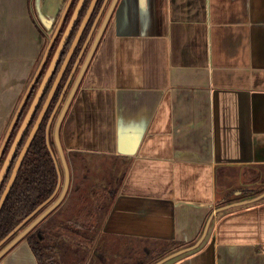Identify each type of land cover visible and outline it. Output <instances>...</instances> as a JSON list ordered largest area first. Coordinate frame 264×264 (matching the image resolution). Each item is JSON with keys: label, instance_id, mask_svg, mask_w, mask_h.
<instances>
[{"label": "crops", "instance_id": "obj_1", "mask_svg": "<svg viewBox=\"0 0 264 264\" xmlns=\"http://www.w3.org/2000/svg\"><path fill=\"white\" fill-rule=\"evenodd\" d=\"M68 1L0 0V135ZM73 2L62 27L73 17ZM102 4L94 8L102 15L79 59L83 67L110 10ZM111 6L59 133L70 166L76 154L78 177L93 166L87 159L105 158L110 171L119 168L101 232L127 242L176 240L188 247L198 241L165 264H264V0ZM77 58L69 61L68 88L77 82L79 64L71 70ZM0 264L39 260L21 238Z\"/></svg>", "mask_w": 264, "mask_h": 264}, {"label": "trees", "instance_id": "obj_2", "mask_svg": "<svg viewBox=\"0 0 264 264\" xmlns=\"http://www.w3.org/2000/svg\"><path fill=\"white\" fill-rule=\"evenodd\" d=\"M77 1L78 0H74V6H76ZM91 1L92 0H86L83 4L79 13L80 16L72 29V33L69 35L65 45L63 46L64 48L62 53L56 63L57 66L53 71L47 87L41 96L42 98L36 106L33 112L34 114L17 144V150L10 161V166L3 178L4 180L2 181V184L0 185V199L2 197V192L10 180L11 174L17 163V158L33 130L32 127L38 119L40 111L46 99L48 98V93L55 82L57 73L63 65L65 55L67 54L71 43L76 37L78 27L86 15L85 13ZM101 1L102 0H99V2ZM57 42L58 41L56 40L55 43L57 44ZM56 46L55 44L52 46L53 51ZM45 66L47 67V64ZM68 71L69 68L66 70L63 76V81H65L64 79L66 78ZM41 75L42 72L40 73L37 82L31 90V93L28 96L29 98L21 111V115L18 118L15 127L13 128V132L5 145L6 147L0 162L1 164L3 163V160L9 149L11 148V144L17 135L18 128L22 123L24 116L27 114L26 112L33 99V92L36 88V84L40 82L42 77ZM60 88L54 94V98L46 112L47 114L40 124L38 128L39 130L37 131L35 137L33 138L31 147L24 157L22 161L23 163L18 171L16 177L17 179L10 189L8 197L1 209L0 241L12 230H14L23 219L32 214L35 211V208H37L44 201L48 200L57 186L59 177L57 174L56 163L48 145L46 144V125L52 113L51 111L53 106L59 98ZM52 127L54 126H51V128ZM51 145H53V142H51ZM75 158L76 154L72 153L71 160L73 165L70 167L73 168V171H75V169L76 171L78 170L76 168L77 165H75ZM123 177L124 175L121 177V181L124 179ZM116 179L119 181L115 175V180ZM111 180H114V178ZM111 180L108 181L109 184L106 185L102 191H97L98 189L95 188L96 186L94 187L84 183L77 184L71 189L67 199H65V201L59 205L48 218L39 224L35 230L24 237L27 239L28 243H30L35 256L39 260V264H55L53 258L55 255H60L61 253L63 256L68 252L70 258H72L71 256L73 252L83 253V264H112L109 263V261L107 262L100 260L99 255H97L98 251L95 250L96 253L93 251V248L98 241L97 232L100 229L99 227L103 225L101 222L104 220V218H100V221H98L94 211L97 209L104 210L111 204V201L114 197L113 195H115V192L118 188L116 187L114 190V184H111ZM115 186H118V183ZM100 195L104 196L103 202L96 206L95 201ZM92 206H94V208ZM118 240H120V245L115 244L113 249L115 251L117 249H128L130 256H132L131 261L133 262L130 263L131 261L123 259V261H121L119 264H153L165 258L170 253L181 250L182 247H184L181 246V244L176 240L165 242L147 240L149 244H145L144 246H142V244H133L131 245V248H127V246L124 245L125 242H123L121 239ZM141 242L145 243L146 241L142 240ZM141 246L143 248H140ZM54 250H56L55 254L52 253ZM135 251H137V256L135 255ZM112 256L115 255L112 253ZM88 259L89 261L86 263ZM115 260L116 256L113 261Z\"/></svg>", "mask_w": 264, "mask_h": 264}, {"label": "water", "instance_id": "obj_3", "mask_svg": "<svg viewBox=\"0 0 264 264\" xmlns=\"http://www.w3.org/2000/svg\"><path fill=\"white\" fill-rule=\"evenodd\" d=\"M72 1L73 0H69L68 1V4H67L66 8L64 9L63 13L61 14L62 15L61 19H60V21H59V23L57 25V28L55 29V33L52 35V37H50L49 43L46 46V51L44 53V56H43L41 62L39 63L40 65H39L37 71L35 72L34 76L32 77L31 83L29 84L28 88L26 89L25 93L23 94V96H22L23 98L21 99V101H20V103H19V105H18V107L16 109V112L14 113L15 115H14L12 121L10 122V124H9V126L7 128L8 131L6 132V134L4 136V139L2 140V142L0 144V161H1V157L3 155L4 149L6 147L5 145H6L7 141H8V139L10 138V136H11V134L13 132V128L15 127L16 122L18 121V118L21 115V111L24 108V106H25V104H26V102H27V100L29 98L28 96L31 93L32 88L34 87L35 83L37 82V79H38L40 73L42 72V70H43V68L45 66V62L47 60V57H48V55H49V53H50V51L52 49L51 46H52L53 42L55 41V39L57 38V36H58V34L60 32L59 30L61 29L63 21H64V19L66 17L65 14H66V12H67V10L69 8V5L71 4ZM84 1L85 0H79V2L77 4V7L75 8V12L73 13V17L70 20L68 26L66 27L65 33H64V35L62 37V40L60 41V43L58 45V49H57V51L55 52V54H54V56L52 58V61L50 63L51 65L48 68L46 76L43 79L44 81L41 84L40 89L37 91V93L35 95V98H34L32 104H31V106H30V108H29V110L27 112L28 114L26 115L23 123L21 124V126L19 128L17 136H16V138H15L13 144H12V148H11L10 152L8 153V155H7V157H6L5 161H4L5 163H4V165H3L2 169H1V172H0V185L2 184V181L4 180L3 178H4L8 168L10 166V163H11L10 161H11V159H12V157H13L16 149H17V144H18V142H19V140H20V138H21L26 126L29 124V122H30V120H31V118H32V116L34 114L33 112H34L36 106L38 105L40 99L42 98L41 96H42V94H43V92H44V90H45V88L47 86V83L49 81L48 79L50 78L52 72L54 71L55 67L57 66L56 63H57V60H58V58H59V56H60V54L62 52L63 45H64L65 41L68 39L69 35L72 32L71 30L74 27L75 21L78 18V15H79V12H80V8L82 7ZM116 1L117 0H114L112 5H115ZM97 2H98V0H93L90 8L88 9V12L86 13L87 15H86L85 19L83 20L82 24L80 25V27L78 29V33H77L75 39L72 42L71 49H70L68 55L66 56V58L63 61V65H62V67H61V69H60V71H59V73H58V75H57V77L55 79L56 81L54 82L51 90L48 93V98H47L46 102L44 103V105H43V107H42V109L40 111V115H39L38 119L36 120L34 126L32 127L33 130L31 132L30 136L28 137V139H27V141H26V143L24 145V148L21 150V152H20V154H19V156L17 158V161H16L17 163H16V165L14 167V170H13V172L11 174L10 180H9L6 188L4 189V191L2 193V198L0 199V212H1V209L3 207V204H4L5 200L8 197V193H9L10 189L12 188V186L14 185V183H15V181L17 179L16 177H17L18 171H19V169H20V167H21V165L23 163L22 161H23L24 157L26 156L27 152L29 151V149L31 147V143L33 141V138L35 137L37 131L39 130L38 128H39L40 124L42 123L45 115L47 114L46 112H47V110H48V108H49V106H50V104H51V102L53 100V97H54L53 95L56 92L58 86L60 85V83L62 81L61 79H62L63 73L65 72L66 68L68 67L69 61H70L72 55L75 53V51L77 49L79 40H80V38L82 37V35L84 33L83 30L86 27V25L88 24V22H89L90 18L92 17V15H93V11H94V8H95V5L97 4ZM107 2H108V0H105L103 6H106ZM111 10H112V6L110 7L109 12L107 13L108 15L106 16L103 24L101 25V27L99 29L100 31L97 34L94 43L92 44V49H91V51H90V53H89V55L87 57V60L85 62L86 64L84 65L81 73L79 74L78 80H77L76 84L74 85L73 89L71 90V92L69 94V97L66 100V102L64 104V107H63V109L61 111L62 113L59 116V118L56 121V124L54 126V128H55V130H54L55 131V141H56L57 145L59 146L60 156H61V160L63 161L64 170H65V177H66L65 178L64 187H63V189L61 191V195L59 196V198L54 203L51 204L50 207H48L46 209V211H44L42 214L37 216L35 218V220L31 224L28 225L27 228H25L16 238H14L10 242L9 245H7L4 248V250H2L0 252V258L3 257L4 254L8 250H10L13 246H15L17 244V242L20 241L21 238H24L29 233H31L36 228V225H38L41 221H43L46 217H48L51 214V212H53L64 201V199L66 198V196L68 194L67 192H68V189L70 187L71 178H72L71 177V168H70L69 161L67 160L64 148H63V146H62V144L60 143V140H59V133H60V129H61L60 126H61L62 120L64 118V115L66 114V110H67L72 98L74 97L73 95L76 92L78 86L80 85V80H81L80 78H81L84 70L89 65V61H90L92 55L94 54V52H95V50L97 48V43H98L100 37L102 36V34L105 31L104 29H105V27H106V25H107V23H108V21L110 19ZM101 12H102V10H100V12L98 13L99 15L97 16V18H96V20L94 22V25H93V27L91 29L92 31L89 34L88 38L86 39V42H85V44L83 46V49L79 53V56L77 58L76 64H75L74 69H73V73L76 70V68L78 67L79 59L82 56V54L84 52V49L86 48V45L89 43L90 39L93 36L94 28H95L100 16L102 15ZM69 81L70 80L67 79L66 83L64 84V87H63V89H62V91L60 93V98H59L57 104L54 106L53 110L51 111L52 113H51V115H50V117L48 119L47 125H46V144L48 145V147L50 149V152H51V154L53 156V159H54V161L56 163L57 174H58V177H59L57 186H56L53 194L51 195V197L48 200L44 201L37 208H35V211L32 214H30L28 217L23 219L16 226V228L14 230H12L9 234H7L3 238L2 241H0V246H2L4 244L6 239H8L11 235H13L16 231H18L21 225H23L29 218L34 216L35 213L41 207H43L44 205L48 204L51 201V199L54 198L57 195V192L59 191V189H60V187L62 185L63 177H62L61 169H60V166H59V161H57V158L55 156L53 147H52V145L50 143V134H51V129L50 128H51L52 122L54 121L55 115L57 113L56 112L57 108L59 107V105L61 104L62 100L64 99V94H65V92H66V90L68 88ZM193 248H196V245L184 247L181 250H178V251L170 253L165 258H163V259H161V260H159V261H157V262H155L153 264H165L167 261H169V260L181 255L182 252H186V251L192 250Z\"/></svg>", "mask_w": 264, "mask_h": 264}, {"label": "rangeland", "instance_id": "obj_4", "mask_svg": "<svg viewBox=\"0 0 264 264\" xmlns=\"http://www.w3.org/2000/svg\"><path fill=\"white\" fill-rule=\"evenodd\" d=\"M113 1L114 0H110V2H109V4H108V8H107V11L109 10V8H110V6H111V4L113 3ZM75 6L73 5L71 8H74ZM74 10H75V8L74 9H71V15L73 14V12H74ZM106 11V12H107ZM73 16V15H72ZM71 16V17H72ZM67 21V20H66ZM69 21H70V19H69ZM69 21H67V23L65 22V24L63 25V27H62V29H61V31L63 30H65L66 29V27L68 26V24H69ZM101 22H102V20H100V22L98 23V26H100V24H101ZM97 30V29H96ZM98 31V30H97ZM64 33V32H63ZM63 33H62V35H63ZM61 34V33H60ZM62 35L61 36H59V42L61 41V38H62ZM95 38V37H94ZM93 41H94V39L91 41V43H90V47H92L91 45H92V43H93ZM59 44V43H58ZM55 52H56V50L54 51V53H53V55H52V57H51V59H50V61L48 62V67H50V63H51V61H52V58H53V56H54V54H55ZM88 52V50L86 51V53ZM86 53H85V57L88 55V53H87V55H86ZM82 61H80V63L81 64H79V67H78V69H77V71H76V78H75V80H78V78L77 77H79V74L81 73V71H82V67H83V61H84V58L83 59H81ZM75 65V64H74ZM48 67L46 68V66H45V68H43V70H42V75L41 76H43L44 74V76L40 79V82L38 83V84H36V88H35V90H34V92H33V99H32V102H33V100H34V98H35V95H36V93H37V91L40 89V84H42L43 83V79H44V77L46 76V72H47V70H48ZM73 68H74V66H72V68H71V70H73ZM72 72V71H71ZM67 76H68V73H67ZM67 78V77H66ZM49 80V79H48ZM56 81V80H55ZM49 82V81H48ZM75 82V81H74ZM74 82H72L71 84H72V87L74 86L73 84H74ZM31 83V82H30ZM48 84V83H47ZM72 87H69L68 88V90H67V93H66V95H67V97L69 96V94H70V92H71V89H72ZM33 89V88H32ZM51 90V89H50ZM55 94V93H54ZM54 96V95H53ZM54 98V97H53ZM66 99H68V98H66ZM47 100V99H46ZM32 102H31V104H32ZM46 102V101H45ZM54 107V106H53ZM29 108H30V106H29ZM29 108H28V110H29ZM62 108H63V106H62ZM61 108V109H62ZM28 110H27V112H28ZM53 110V109H52ZM62 110H60V114H59V116L61 115V112ZM26 112V113H27ZM28 114V113H27ZM26 114V115H27ZM59 116H58V118H59ZM25 117L26 116H24V119H25ZM24 119H23V121H24ZM58 120V119H57ZM12 120H10V122H11ZM23 121H22V123H23ZM10 122H9V124H10ZM55 122V121H54ZM21 123V124H22ZM9 124H8V126H9ZM21 124H20V126H21ZM8 126H7V128H8ZM20 126H19V128H20ZM53 126H55L54 125V123H53ZM7 128H5L4 130H3V132H2V134L0 135V144H1V142H2V140L4 139V136H5V134H6V132L8 131L7 130ZM19 128H18V131H19ZM55 128L54 127H52L51 128V135H50V143L51 142H53V145H52V147H53V150H54V153H55V156H56V158H57V161H59V166H60V169H61V173H62V177H63V180H62V185H61V187H60V189H59V191L57 192V195L54 197V198H52L51 199V201L48 203V204H46V205H44L43 207H41L36 213H35V215L34 216H32L31 218H29L23 225H21L20 226V228H19V230L18 231H16L13 235H11L8 239H6V241L4 242V245L5 246H7V245H9L10 244V242L14 239V238H16L25 228H27L28 227V225L29 224H31L34 220H35V218L37 217V216H39L40 214H42L44 211H46V209L48 208V207H50L51 206V204L52 203H54L58 198H59V196L61 195V191H62V189H63V187H64V184H65V170H64V165H63V162H61V160H59V146L57 145V143L55 142ZM18 133V132H17ZM17 136V135H16ZM16 138V137H15ZM15 140V139H14ZM14 140H13V142H14ZM13 142H12V144H13ZM12 144H11V148H12ZM25 145V144H24ZM11 148L9 149V151H8V153L10 152V150H11ZM24 148V147H23ZM5 150V149H4ZM17 150V149H16ZM16 152V151H15ZM8 153L6 154V156H5V158H4V160H3V163L1 164V169H2V167H3V165H4V161H5V159H6V157H7V155H8ZM3 155H4V152H3ZM2 155V156H3ZM1 159H2V157H1ZM88 160V162H87V165H89V164H93V166H89V167H86V169H85V171L83 172V173H80L79 174V176L80 177H78L77 176V173H72V167H70L71 168V177H72V180H71V183H70V188H69V190H68V192H70L71 191V185H72V181H73V187L74 186H76L77 184H79V183H84V184H88V185H90V186H96L95 188L96 189H98L97 191H99V190H101L102 191V189L106 186V185H108L109 184V182H107V180L109 181V180H111L112 179V177L114 178L115 177V175H116V177L117 176H120L119 174H120V171H119V168H116L115 170H113V171H110V163L109 162H107L106 161V159L105 158H103V159H94V161H92V159L90 160V159H87ZM1 162V161H0ZM1 169H0V172H1ZM73 176H74V180H73ZM108 177V178H107ZM118 178V177H117ZM83 181V182H80V181ZM117 179L115 180V178H114V180H111V184L113 183L114 185H113V187H114V190H115V188L117 187V186H115L116 185V183H117ZM7 186V185H6ZM72 187V188H73ZM6 188V187H5ZM3 193V192H2ZM103 197L104 196H102V195H100L99 196V198H97V200L95 201V204H96V206H98L101 202H103ZM235 197V196H234ZM2 198V197H1ZM93 208H94V206H92ZM108 208H106V209H97L96 211H94V213L96 214V218L98 219V221H100V218H104L105 216H106V214H107V210ZM102 223V222H101ZM37 226V225H36ZM100 229L98 230V236H97V243H96V245L94 246V248H93V251H98L97 253V255H99V257H100V260H103V261H109V263H112V264H119L121 261H123V259H125V260H127V261H131V259H132V256H130V254H129V250L128 249H122V250H114L113 248H114V245L115 244H119V242H120V240H117V239H114V238H112V237H108L106 234H104L103 232H101L102 231V226L101 227H99ZM199 240V239H198ZM122 241H124L125 242V246H127V248H131V245H140V244H142V246H144L145 244H149V242L148 241H146L145 243L144 242H141L142 240H134L133 239V241H126V240H122ZM196 243H198V241L196 242ZM195 243V244H196ZM122 244V243H121ZM195 244H193V245H195ZM3 245V246H4ZM120 245V244H119ZM130 245V246H129ZM4 246V247H5ZM140 247V248H143V247ZM0 247H2V246H0ZM75 248V247H74ZM183 248V247H182ZM0 249H4L3 247L2 248H0ZM55 251L56 250H54L52 253H54L55 254ZM96 251H95V253H96ZM91 252V251H90ZM7 253V252H6ZM59 253H60V251H59ZM93 253V252H92ZM92 253H91V255H92ZM112 253L116 256V260L115 261H113L114 259H115V256H112ZM74 254V255H73ZM73 254H72V258H70L69 257V252L68 253H65L63 256L61 255V253H60V255H55L53 258H54V261H55V264H83L84 262V257H83V253H78V252H73ZM135 255L137 256V251H135ZM114 259H113V258ZM2 258V257H1ZM0 258V259H1ZM88 261H89V259L86 261V263H88ZM102 261V262H103ZM106 262V263H107ZM130 263H133L132 261L130 262Z\"/></svg>", "mask_w": 264, "mask_h": 264}, {"label": "flooded vegetation", "instance_id": "obj_5", "mask_svg": "<svg viewBox=\"0 0 264 264\" xmlns=\"http://www.w3.org/2000/svg\"><path fill=\"white\" fill-rule=\"evenodd\" d=\"M85 1H86V0H85ZM85 1H84V3H85ZM108 1L110 2V0H108ZM111 1H112V0H111ZM78 2H79V0H78ZM78 2H77V4H78ZM92 2H93V0L91 1L90 5H89V8H90ZM104 2H105V0H102L101 2H99V0H98L97 4H96L95 6H101L102 3H103V4H102V6H103V5H104ZM109 2H107V3H109ZM84 3H83V4H84ZM106 5H107V4H106ZM111 5H112V4H111ZM82 6H83V5H82ZM76 7H77V5H76ZM76 7H75V8H76ZM89 8H88V9H89ZM98 8H99V7H98ZM98 8H97V10H98ZM88 9H87L86 13L88 12ZM86 13H85V14H86ZM93 14H94V17H93V19H92L93 21L90 22V23H91V26L89 27V31L91 30L90 28L92 27V25L94 24L95 19H96L97 16H98L97 11H95V9H94V13H93ZM105 16H106V14H105L104 17H102V19H101L102 22H101V24H100V27H101L103 21H104L105 18H106ZM69 22H70V21H69ZM74 25H75V24H74ZM80 25H81V24H80ZM80 25H79V27H80ZM79 27H78V29H79ZM86 27H87V26H86ZM99 29H100V28H99ZM99 29H98V30H99ZM71 31H72V30H71ZM77 31H78V30H77ZM99 31H100V30H99ZM63 32L65 33V30H64V31L62 30V31H61V34H60V32H59V34H60L59 36H61ZM64 33H63V35H64ZM71 33H72V32H71ZM77 33H78V32H77ZM63 35H62V37H63ZM76 35H77V34H76ZM87 36H88V34H87ZM87 36L85 37L84 34H83L82 38H80V39H81V40H80V44H79L78 48H77L76 51H75L76 56H77V55L79 56V53L81 52V50H82V48H83L82 45H83V43L85 42ZM59 39H60V38L57 37V38L55 39V41L53 42V44H52V46H54V44H55V46L57 45V46L55 47L54 51H55V50L57 51V49H58V45H59L58 43H60V42H59ZM74 39H75V38H74ZM56 40L58 41L57 44L55 43ZM61 40H62V38H61ZM66 41H67V40H66ZM66 41H65V43H66ZM48 43H49V42H48ZM65 43H64V45H65ZM64 45H63V46H64ZM71 45H72V43H71ZM71 45H70V48H69L67 54L65 55V58H66V56L68 55V53H69V51H70V49H71ZM52 46H51V48H52ZM63 48H64V47H63ZM52 49H53V48H52ZM52 49H51V51H50V53H49V55H51V57H52V55H53V53H54V51H53ZM62 50H63V49H62ZM61 53H62V52H61ZM60 55H61V54H60ZM65 58H64V59H65ZM48 65H49V64L47 63V67H48ZM70 66H71V65L69 64L68 67L66 68V70H67L68 68H70ZM47 67H46V68H47ZM48 68H49V67H48ZM54 70H55V69H54ZM66 70H65V72H66ZM59 71H60V70H59ZM69 71H70V70H69ZM69 71H68L67 73H69ZM65 72L63 73V76H64ZM46 73H47V72H46ZM52 73H53V72H52ZM58 73H59V72H58ZM58 73H57V75H58ZM44 75H45V74H44ZM44 75H43V76H44ZM51 75H52V74H51ZM43 76H42V77H43ZM63 76H62V79H61L62 81H61L60 85L58 86L56 92H57V91L59 90V88L62 86V87L60 88V93H61V91H62V89H63V87H64V84H65V82H66V78L64 79L65 81H63ZM42 77H41V78H42ZM50 77H51V76H50ZM56 77H57V76H56ZM66 77H67V76H66ZM49 79H50V78H49ZM40 85H41V84H40ZM46 87H47V86H46ZM45 89H46V88H45ZM44 91H45V90H44ZM56 92H55V93H56ZM59 97H60V94H59ZM56 102H57V101H56ZM54 105H55V104H54ZM30 106H31V105H30ZM50 135H51V134H50ZM41 223H42V222H41ZM41 223H39V224H41ZM39 224H38V225H39ZM38 225H37L36 227H38ZM35 229H36V228H35ZM35 229H34V230H35ZM2 240H3V239H2ZM2 240H1V241H2ZM3 245H4V244H3ZM3 245H2V247L5 248L6 246L4 245V246H5V247H4ZM2 247H0V248H2ZM2 250H4V249H0V252H1Z\"/></svg>", "mask_w": 264, "mask_h": 264}]
</instances>
